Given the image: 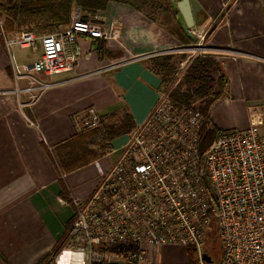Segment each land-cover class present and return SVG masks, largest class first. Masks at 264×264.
<instances>
[{
	"label": "crops",
	"instance_id": "1",
	"mask_svg": "<svg viewBox=\"0 0 264 264\" xmlns=\"http://www.w3.org/2000/svg\"><path fill=\"white\" fill-rule=\"evenodd\" d=\"M196 1L201 12L193 27L211 28L207 43L227 77L225 92L210 108L212 122L226 132L256 125L264 135V0ZM175 13L171 31L132 2L110 0L92 21L116 37L80 36L82 56L74 69L38 74L53 84L33 101L22 74L41 56V43L37 49L9 45L17 32L0 29V264H42L63 241L74 218L72 198L95 191L112 166L109 154L121 153L130 132L113 140L112 152L69 173L61 171L54 147L90 129V109L100 121L126 114L136 124L146 119L161 93L154 58L174 54L179 71L196 42L179 7Z\"/></svg>",
	"mask_w": 264,
	"mask_h": 264
},
{
	"label": "built area",
	"instance_id": "2",
	"mask_svg": "<svg viewBox=\"0 0 264 264\" xmlns=\"http://www.w3.org/2000/svg\"><path fill=\"white\" fill-rule=\"evenodd\" d=\"M0 29L5 35L1 17ZM210 29L192 27L196 42L187 51L216 57L207 43ZM80 36L116 37L75 12L64 29L24 30L8 40L32 49L41 43V56L22 74L30 101L53 84L38 74L74 69ZM99 122L90 109L86 128ZM203 124L198 110L174 104L161 89L95 191L72 198L73 222L54 264H156V250L166 246L195 247L198 264H264V135L256 125L227 131L201 153ZM211 236L220 242L219 260L206 249Z\"/></svg>",
	"mask_w": 264,
	"mask_h": 264
},
{
	"label": "trees",
	"instance_id": "3",
	"mask_svg": "<svg viewBox=\"0 0 264 264\" xmlns=\"http://www.w3.org/2000/svg\"><path fill=\"white\" fill-rule=\"evenodd\" d=\"M110 0H0V16L7 33L24 30L38 35L54 32L68 27L73 14L78 12L83 21L92 20L104 10ZM153 21L159 22L169 30L177 26L173 0H127ZM159 16V18H158ZM211 32V29L209 33ZM209 33L207 37L209 36ZM174 54H164L154 58V71L161 77V89L170 100L179 106L198 110L204 117L200 131V150L205 153L213 142L226 131L219 129L211 120L210 108L225 92L227 77L220 64L212 55L190 57L184 69L178 72L173 62ZM183 58V56H182ZM217 84V90L213 84ZM136 123L130 114L115 121L101 120L96 127L76 133L70 139L54 147V156L64 173L81 168L114 150L113 140L131 132ZM216 240L210 241L216 247ZM62 247V241L40 261L51 264ZM186 264H198L199 257L195 247H189ZM105 264V263H102ZM158 264V263H156Z\"/></svg>",
	"mask_w": 264,
	"mask_h": 264
},
{
	"label": "rangeland",
	"instance_id": "4",
	"mask_svg": "<svg viewBox=\"0 0 264 264\" xmlns=\"http://www.w3.org/2000/svg\"><path fill=\"white\" fill-rule=\"evenodd\" d=\"M1 17V16H0ZM2 19V18H1ZM38 35V34H37ZM190 53V57H193L195 55L198 54H194L193 52H189ZM188 54H184L183 55V59L185 61H187L189 58L187 57ZM185 62H183V64L179 65L180 69L179 71H182L184 68ZM178 71V72H179ZM213 89L216 91L217 90V84H213ZM120 153H115V151H113L112 153L109 154L108 156V160L113 163H115L119 157ZM210 241L216 240L215 236H211ZM214 244V243H213ZM213 244H207L206 249H209V253L211 254V256L214 259L219 260L220 256H221V250H220V242H216V247H213ZM189 248H184L182 246H166L162 249H157L156 250V256H155V261L158 264H179V263H188V259H189ZM51 264H54V262H52Z\"/></svg>",
	"mask_w": 264,
	"mask_h": 264
},
{
	"label": "water",
	"instance_id": "5",
	"mask_svg": "<svg viewBox=\"0 0 264 264\" xmlns=\"http://www.w3.org/2000/svg\"><path fill=\"white\" fill-rule=\"evenodd\" d=\"M174 7H179L181 10V15L179 19L181 22L185 21V28L193 27L196 24H199L197 20L198 13L201 12V6L197 3L196 0H181L179 3H173ZM206 260H210V257L204 255Z\"/></svg>",
	"mask_w": 264,
	"mask_h": 264
}]
</instances>
